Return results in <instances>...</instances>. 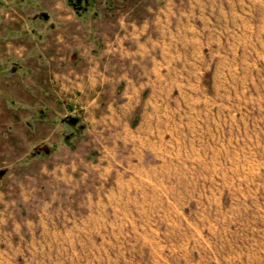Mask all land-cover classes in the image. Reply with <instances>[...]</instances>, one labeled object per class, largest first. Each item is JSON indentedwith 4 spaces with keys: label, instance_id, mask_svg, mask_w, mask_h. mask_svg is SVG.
Returning a JSON list of instances; mask_svg holds the SVG:
<instances>
[{
    "label": "rangeland",
    "instance_id": "374dc122",
    "mask_svg": "<svg viewBox=\"0 0 264 264\" xmlns=\"http://www.w3.org/2000/svg\"><path fill=\"white\" fill-rule=\"evenodd\" d=\"M0 264H264V0H0Z\"/></svg>",
    "mask_w": 264,
    "mask_h": 264
}]
</instances>
